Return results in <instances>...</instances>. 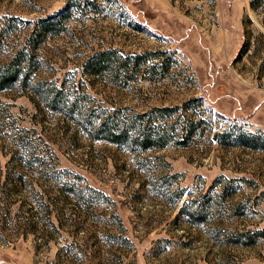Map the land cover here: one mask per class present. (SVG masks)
I'll return each instance as SVG.
<instances>
[{"label":"rangeland","instance_id":"rangeland-1","mask_svg":"<svg viewBox=\"0 0 264 264\" xmlns=\"http://www.w3.org/2000/svg\"><path fill=\"white\" fill-rule=\"evenodd\" d=\"M66 1L0 0V18L33 21ZM249 1L77 0L37 43L32 80L86 108L199 96L198 124L185 144L130 149L84 134L26 83L0 89V185L11 152L24 160L18 190L0 195V264H264V236L244 237L264 226V0ZM104 47L173 60L160 78L83 72Z\"/></svg>","mask_w":264,"mask_h":264},{"label":"trees","instance_id":"trees-1","mask_svg":"<svg viewBox=\"0 0 264 264\" xmlns=\"http://www.w3.org/2000/svg\"><path fill=\"white\" fill-rule=\"evenodd\" d=\"M77 4V0H67L60 8L37 17L33 21L17 16H2L0 18V89L8 87L16 81L28 84L30 90L37 93L48 108L60 112L81 129V132L91 138L117 143L130 149L161 147L168 143L185 144L186 138L195 132L198 124L192 110L201 104L199 96L188 97L179 104L151 106L142 110H136L126 105L115 108L91 105L86 108L85 105L77 104L76 98L79 97L80 100L81 94H75L70 99L62 85L56 86L46 80H32L31 73L39 61L35 55L37 43L46 34L64 29L65 21L69 18L73 7L78 6ZM249 4L254 7L258 2L250 0ZM19 23H29L23 35L24 39L7 50L4 48L2 37L17 27ZM161 53L156 49L121 53L113 47L99 48L91 51L85 57L81 63V70L88 74L109 72L113 77L122 73L125 80L133 79L137 75L144 78H160L164 76L173 60L170 55L161 57ZM160 57L161 60L158 61ZM260 66L264 67V59L261 60ZM220 134L217 135L222 138ZM243 137V143L252 147L257 145L250 135ZM219 141H224V139ZM22 161H24L23 158L16 156L13 150L9 157L10 166L6 168L3 182L0 185L1 198H6L12 190H18L15 187L20 180H23V173L19 171L22 164L24 165ZM62 171L66 170L62 169ZM6 183L9 186L6 187ZM60 187L65 189V186ZM84 187L94 197L107 199L100 191L90 186L84 185ZM6 202L3 204L5 209ZM1 207L2 205H0ZM6 213H8V209ZM257 236H264V226L244 237L246 240L248 239L249 243Z\"/></svg>","mask_w":264,"mask_h":264}]
</instances>
